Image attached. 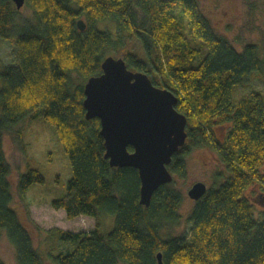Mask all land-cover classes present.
<instances>
[{
  "label": "trees",
  "instance_id": "1",
  "mask_svg": "<svg viewBox=\"0 0 264 264\" xmlns=\"http://www.w3.org/2000/svg\"><path fill=\"white\" fill-rule=\"evenodd\" d=\"M25 5L35 22L20 23L23 9L0 0V39L14 42L18 53V64L0 72V231L15 246L18 264L45 263L12 207L4 137L37 114L55 127L72 166L66 194L52 208L64 210L68 220H97L92 232H47L72 246L50 254L54 264H159V253L164 264H264V217H256L247 196L256 186L264 195V94L252 91L233 102L234 89L248 88L264 71L259 45L240 49L219 35L198 0H27ZM81 19L85 31L78 28ZM100 22L114 24L115 33L111 27L98 29ZM127 38L140 43L145 59ZM118 52L129 69L175 93L177 111L188 118L186 144L168 167L174 178L187 176V156L195 148L218 153L225 165L226 177L194 201L186 218L191 229L183 234L172 233L183 221L185 198L176 179L161 186L148 207L142 205L138 170L112 168L100 120L86 118L85 84ZM217 128H227L224 139ZM44 182L41 172L30 168L20 176L19 192ZM102 212L116 217L108 234L100 231ZM0 264L5 263L0 259Z\"/></svg>",
  "mask_w": 264,
  "mask_h": 264
},
{
  "label": "rangeland",
  "instance_id": "2",
  "mask_svg": "<svg viewBox=\"0 0 264 264\" xmlns=\"http://www.w3.org/2000/svg\"><path fill=\"white\" fill-rule=\"evenodd\" d=\"M198 1L203 13L219 35L229 39L240 49L246 44L259 45L264 58V0ZM183 19L185 32L189 35V20L185 17ZM26 20L35 22L33 11L27 5L22 10L19 22L23 23ZM113 25L100 22L97 28L106 30L111 27L115 33ZM126 41L134 43L133 47L140 49L136 53L145 59L139 42L135 43L133 39L131 41L128 38ZM203 49L206 51L204 47ZM113 56L119 58L120 52ZM17 64L18 53L15 43L0 39V72L4 67ZM252 91H260L264 94V71L254 77L248 88L236 87L233 102L238 103ZM226 129H216L219 139H224ZM4 146L7 161L11 167L9 182L14 197L12 207L17 212L21 223L31 233L34 247L44 257V263L54 264L49 255L66 253L68 249H72V246L56 241L57 239L49 237L47 232L55 228L72 232H92L97 220L85 216L68 220L64 210L56 211L52 208V202L66 194L67 185L73 173L70 159L58 138L55 127L46 122L42 115L37 114L34 118L27 117L13 132L6 134ZM187 167L188 172L185 178L175 177L177 187L185 194L180 209L183 221L172 229L175 235L183 234L191 229V225L186 223V218L191 214L195 204L194 200L188 196L192 186L197 182H203L211 188L219 184L220 178L226 177L227 173L218 153H212L208 148L193 149L187 156ZM30 168L39 170L45 182L33 185L26 194L21 195L18 188L19 179ZM261 172L264 174V166ZM260 190L256 186L247 192V196L254 205L256 217L262 220L264 195ZM98 220L102 233L108 234L115 227L114 215L102 212ZM0 259L5 264H18L16 248L4 231H0Z\"/></svg>",
  "mask_w": 264,
  "mask_h": 264
},
{
  "label": "water",
  "instance_id": "3",
  "mask_svg": "<svg viewBox=\"0 0 264 264\" xmlns=\"http://www.w3.org/2000/svg\"><path fill=\"white\" fill-rule=\"evenodd\" d=\"M12 1L18 10L27 2ZM78 28L87 29L83 19ZM84 94L86 118L101 123L105 159L112 168L138 170L140 203L148 207L161 186L174 182L168 167L188 138V118L176 109L177 95L154 85L146 73L129 69L123 57L114 56L105 58L100 75L89 78ZM207 192V185L197 182L188 196L199 201ZM158 261L164 264L162 253Z\"/></svg>",
  "mask_w": 264,
  "mask_h": 264
}]
</instances>
